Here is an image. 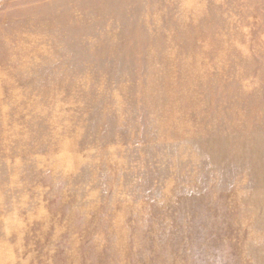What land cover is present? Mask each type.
I'll return each instance as SVG.
<instances>
[{
  "label": "rangeland",
  "instance_id": "rangeland-1",
  "mask_svg": "<svg viewBox=\"0 0 264 264\" xmlns=\"http://www.w3.org/2000/svg\"><path fill=\"white\" fill-rule=\"evenodd\" d=\"M0 264H264V0H0Z\"/></svg>",
  "mask_w": 264,
  "mask_h": 264
}]
</instances>
